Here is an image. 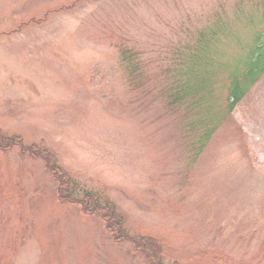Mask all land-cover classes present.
<instances>
[{
    "label": "rangeland",
    "instance_id": "1",
    "mask_svg": "<svg viewBox=\"0 0 264 264\" xmlns=\"http://www.w3.org/2000/svg\"><path fill=\"white\" fill-rule=\"evenodd\" d=\"M261 35L264 0H0V264H264V75L202 150L191 92L168 103ZM96 195L161 252L117 241Z\"/></svg>",
    "mask_w": 264,
    "mask_h": 264
},
{
    "label": "trees",
    "instance_id": "2",
    "mask_svg": "<svg viewBox=\"0 0 264 264\" xmlns=\"http://www.w3.org/2000/svg\"><path fill=\"white\" fill-rule=\"evenodd\" d=\"M253 43L255 44V47H252L251 59L248 62V66H246V68L244 69V65H241L240 72L238 73H232L231 69L229 68V73H227L225 76L222 75L223 80L222 78H220L216 81L215 92L202 91L203 86L207 85L206 82L209 81V76L202 77L201 74H199L200 72L198 68L196 67L197 65H191V86L188 85L183 89L182 84H177V80L174 81L173 91L170 93L172 95V100L168 101V103L173 105H180L182 102L186 101L185 98L187 94L191 92V104L187 103L191 106V141H193L196 138V134L199 133V136H197V140L202 147L201 150L204 148V146H206V143L211 139L214 132L219 129L220 126L224 124L227 125L229 123V117L233 114L236 106L245 99L251 87L253 85L255 86L264 75V35L258 36L257 40ZM253 43H249L248 48H250ZM176 50H173L174 52H172V54H174L171 58H173L175 54L179 56V54L176 53ZM230 53L231 52H229L228 54ZM194 57H196L195 52L191 49V61H193ZM177 59L178 57L174 58V61H177ZM182 69L183 68L181 65L179 67L169 66L168 68H166L167 74H171L173 71ZM139 71L140 69H137L135 72ZM210 76H213V74ZM224 77L227 79V84L225 85V87L222 85ZM218 88L221 91L224 90L225 99L223 105H218L217 103L216 91H218ZM34 147L37 146H33L32 148ZM38 150L42 153L38 154V157L42 156L45 158V160L47 161L48 170L58 182V189L62 191L66 184H70L72 182V177L69 176V174L66 173L65 170L59 165L51 164V156L49 152L43 149ZM89 196L90 194H87L86 198H88ZM59 197L62 200L66 199L63 198L62 194H59ZM96 199L98 201V204L95 203ZM95 201L93 202L94 204H96V206L98 205L97 208H88L86 205L87 203H85L84 210L86 211V213L92 214H98L101 209L104 210V212H101L103 218L106 221V227L108 230H111L117 241H121L122 239L134 241L136 242V249L138 250L142 248V244H148L153 249L154 253L161 252L158 239L143 236L140 238L142 240H139V238L133 235L124 234L122 232V217L118 215L116 206L112 201L108 200L104 203H101L99 202L98 195H96ZM74 202L78 203V201L76 200ZM113 225H115V228H117L119 232H117V230L115 231ZM158 264L163 263L159 262Z\"/></svg>",
    "mask_w": 264,
    "mask_h": 264
}]
</instances>
